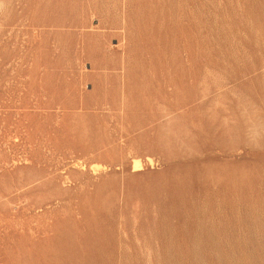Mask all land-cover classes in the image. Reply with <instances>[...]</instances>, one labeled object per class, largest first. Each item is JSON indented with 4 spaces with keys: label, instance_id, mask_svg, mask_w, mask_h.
Masks as SVG:
<instances>
[{
    "label": "rangeland",
    "instance_id": "obj_1",
    "mask_svg": "<svg viewBox=\"0 0 264 264\" xmlns=\"http://www.w3.org/2000/svg\"><path fill=\"white\" fill-rule=\"evenodd\" d=\"M0 264H264V0H0Z\"/></svg>",
    "mask_w": 264,
    "mask_h": 264
},
{
    "label": "bare ground",
    "instance_id": "obj_2",
    "mask_svg": "<svg viewBox=\"0 0 264 264\" xmlns=\"http://www.w3.org/2000/svg\"><path fill=\"white\" fill-rule=\"evenodd\" d=\"M136 168H140V165H137Z\"/></svg>",
    "mask_w": 264,
    "mask_h": 264
}]
</instances>
